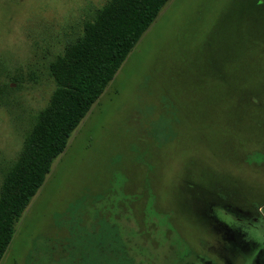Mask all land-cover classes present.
<instances>
[{
    "label": "rangeland",
    "instance_id": "rangeland-1",
    "mask_svg": "<svg viewBox=\"0 0 264 264\" xmlns=\"http://www.w3.org/2000/svg\"><path fill=\"white\" fill-rule=\"evenodd\" d=\"M107 2L0 0V187L55 89L49 63ZM254 3L168 1L52 162L0 264L251 259L254 250L246 239L257 238L251 227L228 230L220 222V235L200 240L193 226L209 219V213L198 215L200 203L205 209L217 203L235 208L244 196L247 209L264 197V151L250 152L249 141L264 142V111L246 122L251 112L236 111L234 98L226 103L230 96L224 94L226 84L250 80L257 67L264 80L263 62L229 58L240 49L232 37ZM252 96L239 99L249 102ZM254 125L260 130H252ZM172 130L177 135L168 143ZM200 163L202 179L195 174ZM219 180L225 199L215 200L211 192L219 190ZM183 209L196 220L192 227L183 221ZM250 264H264L263 243Z\"/></svg>",
    "mask_w": 264,
    "mask_h": 264
},
{
    "label": "trees",
    "instance_id": "trees-1",
    "mask_svg": "<svg viewBox=\"0 0 264 264\" xmlns=\"http://www.w3.org/2000/svg\"><path fill=\"white\" fill-rule=\"evenodd\" d=\"M168 1L108 0L94 21L83 25L81 36L65 45L62 52L49 63V76L55 89L47 107L38 114L28 132L23 152L17 162L4 174L0 187V260L22 212L44 182L52 162L63 152L70 134L102 94L129 52ZM254 2V9L250 11L251 17L242 23V29L236 31L232 37L240 45V49L229 55V58L233 56L248 59L246 61L250 63H264V0H254ZM238 68L233 70L234 74L237 73ZM255 69L254 77L250 80L248 78L234 79L232 85L231 83L225 85L228 89L224 94L230 96H225V102L229 103L230 98L233 97L232 106L235 105L233 109L245 110L246 112L242 113L244 116L250 115L251 112V118L246 122L252 120L253 113L257 115L259 111L262 113L264 111V100L260 98V95H264V80L260 77L262 73L260 69L258 67ZM230 87H232L231 90ZM242 95L253 96L250 97L249 102H244L239 99ZM234 115H240V113L236 112ZM253 120L260 121L258 117ZM254 128L255 131L260 130H257L256 125L252 127V130ZM172 131L174 135L170 134L168 143L177 135L176 130ZM249 141L252 145L250 152L262 149L264 151V142L259 139ZM196 167L198 169L195 174L202 179L206 175L201 172L202 163ZM210 178L213 181V177ZM222 181H218L219 190L215 193L211 192L215 200L225 199L221 193L223 191ZM227 182L231 184V178H228ZM205 187L211 189L213 185L208 182ZM243 198L244 196L238 199L243 204L237 201L238 206L235 208L228 204L217 203L209 204L205 209L200 203L199 214H196L204 216L209 213V219L206 222L202 219L193 220L184 209L180 210V214L188 227H192L189 224L196 221L197 225L193 227L197 229L198 233H196L200 240L205 235L210 237L220 235L222 233L218 225L220 222H224L228 230L231 225L235 227L236 224L251 227L256 231L257 238L246 239L254 250L251 252V259L247 258L245 262L250 264L256 252L259 251V245L262 243L264 245V237L261 233V223H264V197L256 202H250L247 209L244 207L246 199ZM226 199L232 200L230 195H227ZM229 210L237 212L238 216H234ZM233 230H231L232 240L238 245L237 237L233 236ZM183 234H186L184 230ZM195 258L200 261L197 264H215L206 257L197 256Z\"/></svg>",
    "mask_w": 264,
    "mask_h": 264
}]
</instances>
